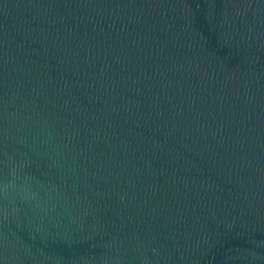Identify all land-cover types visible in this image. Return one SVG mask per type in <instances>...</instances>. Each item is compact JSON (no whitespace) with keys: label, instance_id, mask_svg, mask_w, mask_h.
I'll list each match as a JSON object with an SVG mask.
<instances>
[{"label":"water","instance_id":"obj_1","mask_svg":"<svg viewBox=\"0 0 264 264\" xmlns=\"http://www.w3.org/2000/svg\"><path fill=\"white\" fill-rule=\"evenodd\" d=\"M0 264H264V0H0Z\"/></svg>","mask_w":264,"mask_h":264}]
</instances>
